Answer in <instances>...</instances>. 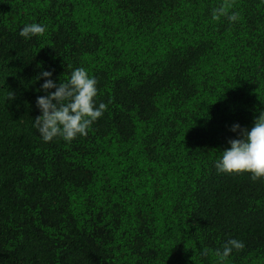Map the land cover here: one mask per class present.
<instances>
[{
    "label": "trees",
    "instance_id": "1",
    "mask_svg": "<svg viewBox=\"0 0 264 264\" xmlns=\"http://www.w3.org/2000/svg\"><path fill=\"white\" fill-rule=\"evenodd\" d=\"M223 3L0 0V264H220L231 239L223 264H264V178L215 166L264 112V0ZM77 68L107 110L45 142L41 73Z\"/></svg>",
    "mask_w": 264,
    "mask_h": 264
},
{
    "label": "clouds",
    "instance_id": "2",
    "mask_svg": "<svg viewBox=\"0 0 264 264\" xmlns=\"http://www.w3.org/2000/svg\"><path fill=\"white\" fill-rule=\"evenodd\" d=\"M233 7L232 0L213 10V19L219 20L227 16L229 21L240 19L238 12L229 15ZM46 28L37 23L26 25L20 31V36L30 38L43 36ZM41 76L47 78L42 85L44 91L55 88L47 96L37 98V106L42 115L35 118V127L38 128L45 142L60 136L65 141L71 142L78 135L87 136L91 125L107 110V105L100 103L97 108L95 97L98 94L97 81L90 77L84 68L75 69L67 82L62 81L58 86L50 79L52 73L43 71ZM39 79V77H38ZM8 100L15 99L14 93L9 92ZM233 132L240 130V138L229 140L231 147L223 151L222 157L216 162L218 172L228 174L250 173L253 181L264 178V112L255 120L251 130L240 129L236 124L231 129ZM245 247L243 242L236 239L229 240L223 250L216 249L214 255L223 264L233 249L240 251ZM213 254L212 250L203 247L200 251L202 257Z\"/></svg>",
    "mask_w": 264,
    "mask_h": 264
}]
</instances>
